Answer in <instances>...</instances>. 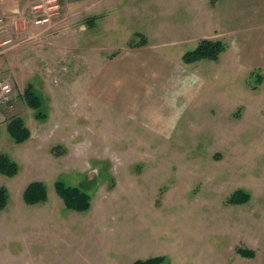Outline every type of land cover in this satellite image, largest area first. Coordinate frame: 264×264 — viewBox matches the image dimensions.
<instances>
[{"label":"rangeland","instance_id":"obj_1","mask_svg":"<svg viewBox=\"0 0 264 264\" xmlns=\"http://www.w3.org/2000/svg\"><path fill=\"white\" fill-rule=\"evenodd\" d=\"M49 1L33 4L46 9L39 17L28 6L26 22L61 11L60 0ZM20 2L12 4L14 16ZM149 9L148 2L116 5L109 30L101 25L107 13L87 14L73 27L76 37L85 36L69 47H1L10 39L6 26L19 20H3L0 2V80L17 93L15 110L0 120V154L18 167L12 177L0 173L8 196L0 211V264H264V69L242 68L232 47L226 57L227 47L215 60L184 63L202 77V84L180 88L194 94L192 87L202 86L191 98L152 79L123 85L126 62L112 70L104 63L125 49L118 47L124 40L156 39L162 20ZM20 39L15 43L37 41ZM187 44L185 53L194 50ZM29 89L38 107L30 105ZM14 120L30 133L21 143L8 130ZM36 182L47 198L31 205L24 194ZM59 182L86 192L89 209L68 208ZM240 190L250 200L229 202ZM18 212L27 217L20 241L11 237L19 224L9 223L23 218Z\"/></svg>","mask_w":264,"mask_h":264},{"label":"crops","instance_id":"obj_2","mask_svg":"<svg viewBox=\"0 0 264 264\" xmlns=\"http://www.w3.org/2000/svg\"><path fill=\"white\" fill-rule=\"evenodd\" d=\"M20 1V13L14 16L16 7L12 4L15 0H0L6 11V14H3V20L6 18L12 20L15 17L19 20L14 27L6 26L4 34L9 35L10 39L1 47H61L62 44L69 47L70 44H75V40L85 36L81 34L76 37L73 30L75 21L84 18L83 16L88 14L99 19L107 13L106 17L101 18L103 21L101 25L109 30L110 14L114 19L117 16L112 10L116 5H121L125 1L134 4L148 2L151 15H157V19L162 20L156 39L144 36L146 43L141 45H129L128 40H124L118 44V47H125V49H122L110 62L104 63L112 70L113 67L115 69L119 68L118 66L121 67V62H126L129 71L123 85L127 83V80L130 85H134L136 82L148 84L149 79H152L150 82L159 84L163 90L168 91L173 88L172 91L176 92L180 88L188 90L185 85H195L196 80L198 85L202 84L201 74L199 76L196 71H190L191 68L184 64L182 57L187 43L196 49L204 39L221 40L226 43L229 47L226 51L228 59L232 58V52H230L232 47L242 68L248 71L264 69V0H60L61 11H57L47 25L27 23L26 17L22 14H25L24 11L28 9V6L32 8L35 6L33 4L39 0ZM175 18L180 21H173ZM60 30H65L62 41L58 40ZM82 32L85 33L83 30ZM22 36L35 37L37 41L15 43V40ZM163 45L169 47V50L163 52L158 49ZM114 47H116L115 44ZM25 63L28 65L27 62ZM140 69L145 70L143 76L140 75ZM141 72L143 73V70ZM192 88H195L196 95L202 86L199 89L196 86ZM148 89L151 92V88L148 87ZM181 89L182 95L189 98L191 95L195 96L188 91L184 94ZM127 92L123 93L125 97ZM135 94L133 93V96ZM15 108L16 104L13 103L4 112L15 110ZM18 213V218H23L16 222L10 220V224L13 222L14 225L18 223L20 226L26 220V215L21 214L22 212ZM9 214H11L10 207L4 211V215L9 216ZM14 229L11 237L18 241L24 240L23 237L25 238L28 234L26 229L21 230V226L19 229Z\"/></svg>","mask_w":264,"mask_h":264},{"label":"trees","instance_id":"obj_3","mask_svg":"<svg viewBox=\"0 0 264 264\" xmlns=\"http://www.w3.org/2000/svg\"><path fill=\"white\" fill-rule=\"evenodd\" d=\"M144 41L142 44H145ZM228 45L221 40H202L196 49L193 51L187 52L183 56V61L186 64H193L196 61L202 59L215 60L219 55L227 50ZM32 101L30 105L32 107L39 106V99L36 95L33 94V91L29 89L26 92ZM8 130L12 138L16 142L25 141L30 133L28 129L24 126L22 120H14L8 127ZM17 165L12 162L7 155L0 154V173L5 176H14L17 174ZM57 190L61 197L65 200L66 205L70 209L86 211L89 209L90 196L80 190L77 187L67 186L62 182L57 183ZM47 194L45 191V186L42 183L36 182L29 185L24 194V200L28 204H37L45 201ZM250 200L249 194L244 191L235 192L230 198L231 203L233 204H244ZM8 201L6 189L0 187V211L3 210ZM242 256L247 258H253L255 253L250 250L240 249ZM165 261L164 258H151L144 261H138L135 264H163Z\"/></svg>","mask_w":264,"mask_h":264},{"label":"built area","instance_id":"obj_4","mask_svg":"<svg viewBox=\"0 0 264 264\" xmlns=\"http://www.w3.org/2000/svg\"><path fill=\"white\" fill-rule=\"evenodd\" d=\"M50 3L52 2H57V0H50ZM57 6V5H56ZM45 8L43 6H35L33 8V15L35 17H39L40 14H43L45 12ZM51 19H46V18H38L36 19V24L41 25L49 22ZM17 96L15 86L13 83L9 81H3L0 80V120L5 118L4 110L11 106L13 101L15 100Z\"/></svg>","mask_w":264,"mask_h":264}]
</instances>
